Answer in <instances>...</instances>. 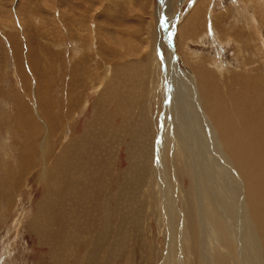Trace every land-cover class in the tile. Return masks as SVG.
Here are the masks:
<instances>
[{
  "label": "bare ground",
  "instance_id": "bare-ground-1",
  "mask_svg": "<svg viewBox=\"0 0 264 264\" xmlns=\"http://www.w3.org/2000/svg\"><path fill=\"white\" fill-rule=\"evenodd\" d=\"M65 1L30 11L47 12L50 27L42 14L35 33L17 21L33 76L20 71L22 86L28 93L35 81L34 113L47 127L18 100L11 120L24 139L0 174L1 217L30 175L41 195L26 223L53 264H264V0H196L175 27L183 68L176 52L160 54L166 37L154 1L146 17L145 0L131 9L141 25L128 31L102 24L118 0H71L63 10ZM10 36L17 63L21 44ZM197 43H208L209 55ZM229 45L225 60L217 46ZM78 110L88 118L76 131ZM147 119L151 134L142 131ZM58 133L71 137L47 165Z\"/></svg>",
  "mask_w": 264,
  "mask_h": 264
},
{
  "label": "rangeland",
  "instance_id": "rangeland-1",
  "mask_svg": "<svg viewBox=\"0 0 264 264\" xmlns=\"http://www.w3.org/2000/svg\"><path fill=\"white\" fill-rule=\"evenodd\" d=\"M37 1L38 0H36V1L35 0H0V44H1L0 45V73H1V75H0V159L2 160V161L0 160V165H1L0 166L1 167L0 168V174H1V172H3V168H6V164H5L6 161H8V160L12 161L15 158L12 156L16 152L15 151L16 146L14 143L20 144L21 140L24 139L23 137H21L23 135L19 134L20 131H17L18 129L15 130L16 125L13 123L14 121L12 122V120H11V117H12V119L15 118L16 114H14V110L17 109L16 104H17L18 100L20 102L24 101L23 105H25V103L27 104L26 105L27 106L26 107L27 112L28 111L33 112V113H34V111L37 112V108L34 106L35 102H32L35 81H31V80L29 81L27 79L29 81L28 93H27V91L24 90V86H22L23 82L21 81V76H20L21 72L20 71H23L26 74V76H28L27 78H29V79H31V77H33V76H31L32 73L28 67L29 65L27 66L28 63H25L27 60V56H26V58L25 57L23 58V56H25V53L27 51L26 40L23 36V33L21 31L17 33V30H16V29L20 28V27H18L17 21L21 23V20H22V23H23V19L25 18L26 20L24 22L26 23V25L24 28L26 29V33L27 32L35 33L33 31V26L35 25V22L38 19V17H39V20L41 19L40 16H38L41 14H42V16L43 15L45 16V17L43 16L44 17L43 20H45V21L47 20L46 22L43 21V24H44L43 26L44 27H45V25L46 26L49 25V27L51 26L52 22L48 21L49 18H48L47 12H42L44 9L48 10V0L47 1L39 0L38 2ZM151 1H154L156 9L159 12V19L160 20L162 19L160 21L162 24L161 28H162V32L164 33V37H166L165 38V44H163L164 49L162 48L160 50V54L164 57V59H166L167 53H169L168 50H171V52L173 51V53H172L173 55L176 52V55L178 56V57L176 56L177 57L176 59H177V61L179 60L178 64L183 68L182 65H184L185 62L183 61L184 59H183V54H182L181 48L178 45V40H177L178 38L176 37L177 33H176L175 27L182 23V21L184 20L186 15L190 12V9L193 7V4L196 2V0H164V1H162V0H145V2L147 3V6L145 7L144 17L149 15V7H150V3H152ZM215 1H217V0H215ZM220 1H222V0H220ZM223 1L230 2L231 0H223ZM65 2L62 6L61 5L59 6L63 10L65 8L68 9L69 7H71L72 1L67 0V2L66 3ZM118 2H119L118 3L119 5H116V7H113L111 9L113 11H111L110 8H109L110 13L107 11V14H109V16L111 15L110 18L106 17V16H108L107 14H105L106 15L105 16L102 13L103 17L105 16V19H102L104 21L101 20L102 24H103V22H106L108 25L110 23L111 27L113 24H115L116 26L114 25V27L119 26V28H121L122 26H124V27L128 26V27L124 28L127 31H128V29H131V27L133 28L134 26H136L138 28L139 25H141V24H137V22L131 16L132 15L131 9H134L137 7L139 9L138 5L140 3V0H131V2L129 1L128 3L124 2V0L123 1L118 0ZM145 2H144V5H146ZM121 4H124V5H121ZM34 5L36 7H38L37 10L40 9L42 11L41 12L38 11L40 14L37 13V15H34V17L29 16L31 14L30 11H32ZM43 6L45 7L44 9H43ZM46 7H47V9H46ZM97 7H98V12H101L102 11L101 9H103L102 4L97 5ZM26 9L29 10L28 14H27ZM115 10H116V12H115ZM119 12H120V14H119ZM166 12H167V14L169 13L171 16H174V18H171L168 21V19L166 18L167 15L165 14ZM11 14H13V16ZM165 15H166V17H165ZM16 16H18V17H16ZM112 16H114L115 19H111ZM121 16H122V18H121ZM15 18H17V19H15ZM57 18H58V16H57ZM34 19H36V20H34ZM58 20H59V18H58ZM114 20H116V21H114ZM40 22H42V19L40 20ZM170 22H173L171 28H169ZM165 23H167L166 27L164 25ZM13 25H15V26H13ZM13 27H15V28H13ZM36 27H37V25H36ZM163 28L167 29L166 35H165V31ZM11 34H12V38H13V35H15V36L18 35L17 40L21 44L22 54H20V55L18 54L19 55L18 57H20V56L21 57H20L19 62L17 60V63L19 65V63L22 60V63H20V64H23L22 65L23 67L21 65L17 66V63L14 59V56L11 55L12 54V50H11L12 48H10L11 44L9 42V41H11V38H9V37H11L10 36ZM7 36H9V37H7ZM208 43H209V45H211L210 41ZM208 43L205 44V46L206 45L208 46ZM205 46L202 43H197L196 45L193 44L192 48L197 49V51H199V53H201L202 55L203 54L209 55L210 48L207 46L205 47ZM230 47H232V46L229 45V46H227V48H219L217 46V48H218L217 50H220L222 52L223 58L225 60H231L233 58L235 51L232 50ZM18 48H19V45H17V50H18ZM208 51H209V53H208ZM16 54H17V52H16ZM56 66H55V69H56ZM25 67L28 68L27 71H26ZM57 75H58V73H57ZM62 86L63 85L61 84V80L59 78L55 79V85H53L52 91H51L52 97L54 98L55 101H58L61 97L62 91H60V90L63 89ZM29 91L30 92L32 91V93L30 94ZM21 97H23V98H21ZM28 100H30L29 103H28ZM153 102L155 103L154 100H151L150 105H153L154 104ZM148 103L146 104L147 106H149ZM30 105H32V106L30 107ZM147 106H145V107H147ZM143 107H144V105H143ZM152 107L154 108V110H157L156 107H158V106H155V104H154L153 106H150V108H152ZM79 112H81V110L76 111L75 116L73 117V120H72V125H75L78 121L80 124L81 123H83V124H81L76 129V131L80 130V128L83 127L84 122L88 118V111L84 112V114H80ZM6 114H7V116H4ZM33 116H34L36 122L39 121L37 123L39 124L40 129L42 127H44V128H42V131L44 132V130L47 127V123L45 122V119L42 117V115L40 113H34ZM148 123H150V121H148V119H147L146 123H145V121H143V125H145V127H146L145 129L142 130L143 134H144L145 130L148 132L150 131L149 132L150 134L152 133L151 127L149 126ZM10 124H12V126ZM13 127H15V129ZM59 134L60 133L55 134L53 136L51 135V137H50L52 143L54 142L53 143V150L54 151L52 152V155L50 156V159L48 160L47 165H51V163L54 161L53 159L58 155L59 151L61 150L60 148H62V146L64 145L63 143H66V141L71 137V136H69V137H66V139L65 138L61 139L58 136ZM24 137H25V135H24ZM20 138H22V139H20ZM17 139L20 142H18ZM7 141L9 142V146L2 147L4 142H7ZM22 142H23V140H22ZM12 143L14 145L13 147H12ZM35 143L36 144L38 143L37 148H39V142L37 141ZM56 146H58V148ZM12 148L15 150L13 151ZM8 156H10V158ZM121 156L123 157V159H125L124 154L123 155L121 154ZM125 164L126 163L123 162L122 166ZM29 178H30V175H28L26 177L27 180L24 181V185L22 186V188L20 190L21 191L20 192L21 193V201H19V196L15 200V201H17V203H15L16 206H15L12 214H10V215L4 214L3 217H1V214H0V217H1L0 218V264L3 263V260L5 257H7L6 259L9 262V263L7 262V264H53L52 260L49 258L50 256L48 255L47 246L46 245H40L39 239L36 236V234L34 233L33 229L31 228V225L26 223V222L30 221V217L33 215V213L37 207L36 204H37V202L40 198V195H41V191L39 190L40 188H38L35 184H33L31 182V178L30 179ZM8 179H9V177H8ZM8 179H7V181L9 182ZM0 190H1V188H0ZM3 197H4L3 195H0V205H1L0 213H2L1 211H5L4 208L6 207L5 205L7 203L6 200L4 203ZM19 213L21 215H23V222L22 223L24 224V227L20 225V228L16 225L17 224L16 220H18ZM151 221H153V220H151ZM15 230H19V233L17 234ZM155 231H156V229L152 230L151 233L156 234ZM153 237H154V240H156L154 235H153ZM160 240H162V237L160 238ZM135 247H137V246H134L132 248L134 254L138 253L139 248H140L139 247V248L135 249ZM5 252H7L9 254V256H6L7 254ZM124 256H126V254H124ZM118 261H120V262H118ZM123 261H124L123 259H121V260L116 259V262H114V264L115 263L116 264H122Z\"/></svg>",
  "mask_w": 264,
  "mask_h": 264
},
{
  "label": "water",
  "instance_id": "water-1",
  "mask_svg": "<svg viewBox=\"0 0 264 264\" xmlns=\"http://www.w3.org/2000/svg\"><path fill=\"white\" fill-rule=\"evenodd\" d=\"M164 25H165V27H166V23H165ZM164 31H165V35H166L167 31H166V29H165V28H164Z\"/></svg>",
  "mask_w": 264,
  "mask_h": 264
}]
</instances>
